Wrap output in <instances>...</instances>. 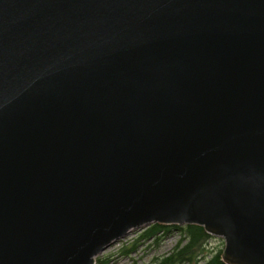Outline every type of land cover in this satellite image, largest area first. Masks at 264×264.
Returning a JSON list of instances; mask_svg holds the SVG:
<instances>
[{
	"label": "water",
	"instance_id": "95a60500",
	"mask_svg": "<svg viewBox=\"0 0 264 264\" xmlns=\"http://www.w3.org/2000/svg\"><path fill=\"white\" fill-rule=\"evenodd\" d=\"M153 222L264 264V0H0V264Z\"/></svg>",
	"mask_w": 264,
	"mask_h": 264
},
{
	"label": "trees",
	"instance_id": "16d2710c",
	"mask_svg": "<svg viewBox=\"0 0 264 264\" xmlns=\"http://www.w3.org/2000/svg\"><path fill=\"white\" fill-rule=\"evenodd\" d=\"M178 233L175 244L166 252L154 255L144 264H228L222 256L223 243L210 244L215 235L198 223H162L153 222L141 229L131 242L121 246L120 252L131 255L144 243L159 244L166 234ZM96 264H105L97 256Z\"/></svg>",
	"mask_w": 264,
	"mask_h": 264
},
{
	"label": "rangeland",
	"instance_id": "374dc122",
	"mask_svg": "<svg viewBox=\"0 0 264 264\" xmlns=\"http://www.w3.org/2000/svg\"><path fill=\"white\" fill-rule=\"evenodd\" d=\"M140 231L141 229L138 228L131 230L124 237L120 238L103 250L98 256L103 258L105 264H144L154 255L162 254L169 250L175 244L179 236L178 233H169L165 235L164 239H162L159 244L144 243L141 244L137 251L133 252L131 255L122 254L120 252L121 246L131 242L134 238H136V236H138ZM221 241H224V238L222 236L215 235V237L211 238L210 244H218Z\"/></svg>",
	"mask_w": 264,
	"mask_h": 264
}]
</instances>
